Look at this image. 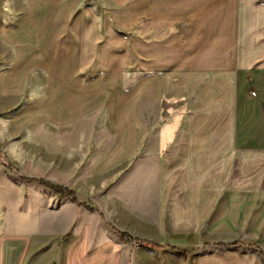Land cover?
I'll return each mask as SVG.
<instances>
[{"label":"crops","instance_id":"0c3cea01","mask_svg":"<svg viewBox=\"0 0 264 264\" xmlns=\"http://www.w3.org/2000/svg\"><path fill=\"white\" fill-rule=\"evenodd\" d=\"M42 1L0 9V264L37 248L78 264L69 250L82 243L115 245V264H264V0H113L135 30L133 75L85 70L72 41L63 80L43 60L62 46L29 31ZM50 127L67 174L55 183L76 201L16 182L17 150L32 155L28 134Z\"/></svg>","mask_w":264,"mask_h":264},{"label":"rangeland","instance_id":"374dc122","mask_svg":"<svg viewBox=\"0 0 264 264\" xmlns=\"http://www.w3.org/2000/svg\"><path fill=\"white\" fill-rule=\"evenodd\" d=\"M29 1L0 0V9L6 13L19 15L28 9L27 4ZM42 8L45 9L42 16L44 17V24L35 29L32 27L29 31L33 33L42 27V34L39 39L37 38V43L40 44V47L43 46L50 50L52 47L55 48L57 46V48H60L62 46L55 57L48 55L46 52L44 53L45 59L43 60L53 63V67L50 70L55 77L63 80L67 67L73 61L71 53L72 41H75L74 43L77 45L81 67L85 70H94L97 76L109 72H123V70H129L126 73L128 76L133 75L131 67L134 66L135 62V30L133 27L125 28L120 26V17L122 15L120 13L121 10L118 9L121 7L115 1L46 0L42 1ZM123 15L125 16L126 14L123 13ZM72 29L75 30L74 37H72ZM5 52V47L1 46L0 53L4 54ZM48 65L50 66V64ZM32 73L34 74L35 72L32 71ZM98 78L96 81L97 85L101 86L105 81L100 77ZM109 82L107 79L106 84ZM101 87L103 88L97 90V92H106L108 94L111 92L110 86H107L110 89H107L105 85ZM65 97L70 99V93L65 94ZM103 102L100 99L96 103L97 115L103 114ZM117 102H119V95L116 94L114 105ZM51 109L54 108H49V110ZM16 136L17 143L23 140V137L18 133ZM56 136L57 132L54 127L47 128L46 131L35 128L27 136V140L32 146L30 149L27 148L26 151L33 154L23 158L18 155L19 151L17 150L16 159L19 162L13 163L19 171L16 172V182L17 184H23V187H27L26 192L32 188V190L38 191L40 195L46 192L49 194L50 188L45 189L34 178L43 177L55 183L58 182L57 179L67 175L55 163L57 151ZM22 195H24V192H22ZM110 223L118 226L117 222L111 221ZM95 230L96 234L101 231L98 227ZM106 230L113 236L117 235L116 238H121L116 232L113 233L111 229L106 228ZM73 231L75 232L73 229L64 230L63 234L58 236L60 244L65 243ZM123 240L126 241V239ZM131 244L136 245L139 243L131 242ZM112 249L110 253L105 250H96L86 254L85 245L82 243L73 245L69 252L74 257L75 263L79 261L78 264L84 262V256L87 257L86 263L89 264H115L117 258L116 246L113 245ZM48 261L49 254H47V251H41L37 248L28 258L26 264H61L60 261L53 259ZM120 264H123V262ZM128 264H132L131 255L128 257Z\"/></svg>","mask_w":264,"mask_h":264},{"label":"trees","instance_id":"16d2710c","mask_svg":"<svg viewBox=\"0 0 264 264\" xmlns=\"http://www.w3.org/2000/svg\"><path fill=\"white\" fill-rule=\"evenodd\" d=\"M34 180L38 181L41 185H44V186L50 188L51 190H53L54 193L69 197L72 201H76V194H75L74 190L69 189L67 187H64L62 185L53 183V182L46 180V179L34 178ZM121 235L124 237L131 238L130 235L126 232H121ZM135 240H138V239H135ZM185 254L186 253L183 252V255H185Z\"/></svg>","mask_w":264,"mask_h":264}]
</instances>
